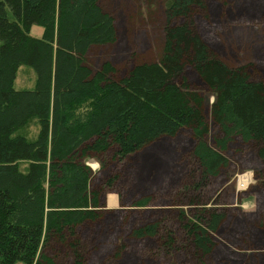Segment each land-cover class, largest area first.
I'll use <instances>...</instances> for the list:
<instances>
[{
  "label": "trees",
  "instance_id": "16d2710c",
  "mask_svg": "<svg viewBox=\"0 0 264 264\" xmlns=\"http://www.w3.org/2000/svg\"><path fill=\"white\" fill-rule=\"evenodd\" d=\"M99 1L0 0V264H60L49 256L52 243L66 248L74 264H84L87 228L110 217L126 243L161 242L171 264H206L227 214L196 192L229 168L226 153L235 143L251 145L264 166V81L249 65L222 60L205 40L197 17L206 15L208 0H161L157 59L134 61L121 71L110 61L93 69L88 50L118 36ZM34 25L41 36L30 34ZM21 65L33 69V86H14ZM186 69L213 97V131L205 97L188 85ZM183 132L192 141L184 166L197 176L195 185L177 193L189 198L188 209L172 218L143 211L123 219L102 215V195L86 161L104 167L109 157L129 165L140 151ZM168 167L174 175V166ZM106 176V185L116 184ZM151 200L144 197L132 209ZM114 256L119 264H138L127 259L122 244Z\"/></svg>",
  "mask_w": 264,
  "mask_h": 264
},
{
  "label": "rangeland",
  "instance_id": "374dc122",
  "mask_svg": "<svg viewBox=\"0 0 264 264\" xmlns=\"http://www.w3.org/2000/svg\"><path fill=\"white\" fill-rule=\"evenodd\" d=\"M99 5L113 16L118 36L112 44L88 50L85 59L93 69L110 61L121 71L134 61L157 59L163 42L161 0H100ZM197 18L201 34L215 48L218 57L231 65H249L252 76L264 81L263 0H208L206 15ZM41 33V27L32 26V36L39 37ZM184 76L188 85L200 90L205 97L206 121L213 131L209 118L212 95L190 69H186ZM34 81L33 69L21 65L14 86L28 88ZM191 147L190 136L183 132L174 140L163 139L140 151L129 165V161L118 162L109 157H104V167L94 159L87 160L86 165L95 174L94 185L102 195L101 214L123 219L143 211L145 215L153 212L156 216L172 218L180 209L187 210L189 198L183 194L177 196V193H184V186L197 183V176L191 175L184 166L190 161ZM226 157L229 168L218 179L199 186L196 192L208 207L224 209L227 214L215 240V251L206 264H264V234L261 231V224H264V166L251 145L235 143L229 147ZM169 165L175 169L172 176ZM106 175L115 177L116 184L106 185L103 182L108 179ZM123 179L126 180L123 182ZM172 181L173 187L169 185ZM148 196L152 200L146 208L132 209V204ZM103 220L87 228L89 235L81 252L84 264H119L114 253L120 244L131 255L127 259L136 260L138 264H144L146 259L151 260V264L172 263L169 255L162 252L161 242L150 247L143 243L131 245L120 235L118 221L112 217ZM49 249V256L55 257L60 264H74L67 259L66 248L52 243Z\"/></svg>",
  "mask_w": 264,
  "mask_h": 264
},
{
  "label": "bare ground",
  "instance_id": "6f19581e",
  "mask_svg": "<svg viewBox=\"0 0 264 264\" xmlns=\"http://www.w3.org/2000/svg\"><path fill=\"white\" fill-rule=\"evenodd\" d=\"M93 167H95V164L92 165ZM243 183H245V181H243ZM245 184L241 185V187H244Z\"/></svg>",
  "mask_w": 264,
  "mask_h": 264
},
{
  "label": "clouds",
  "instance_id": "9594fccd",
  "mask_svg": "<svg viewBox=\"0 0 264 264\" xmlns=\"http://www.w3.org/2000/svg\"><path fill=\"white\" fill-rule=\"evenodd\" d=\"M244 208H245V209H247V208H248V205H247V204H245V205H244Z\"/></svg>",
  "mask_w": 264,
  "mask_h": 264
}]
</instances>
